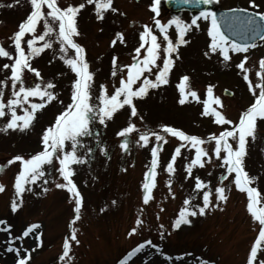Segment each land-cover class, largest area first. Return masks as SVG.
I'll return each mask as SVG.
<instances>
[{
	"label": "rangeland",
	"instance_id": "374dc122",
	"mask_svg": "<svg viewBox=\"0 0 264 264\" xmlns=\"http://www.w3.org/2000/svg\"><path fill=\"white\" fill-rule=\"evenodd\" d=\"M56 2L62 8L85 3L75 18L78 35H74L73 40L84 49L88 70L92 73L90 102L97 105L101 85L106 95L110 96L115 87L119 86L121 77L127 79V68L122 66L132 63V57L137 55L135 48L140 46L139 32L146 24L161 44L157 62L162 65L166 41L152 20L154 15L164 23L172 15L179 14L190 23L191 15L195 14L184 11L168 13L164 0H159L158 13L155 14L150 10L151 0H111L110 7L102 10V18L98 20L95 5L87 4L86 0ZM255 3L260 5L255 11H264V0H255ZM213 6L253 10L248 0H215ZM111 8L117 11L113 12ZM47 10L46 5L42 7L43 12ZM30 11L29 0H0V47L5 48L12 58L0 57V80L5 81L0 86L3 88L0 102L5 104L14 86L10 79L11 69H5L3 65L13 62L15 45L11 38ZM43 23L41 19L37 22L36 32L25 33L21 38V47L25 52L27 39L42 32ZM198 25L192 26L185 33L187 43L178 46L175 53L169 54L173 64L169 69L168 82L155 89H148L142 98H133L137 115L132 116L130 107L123 105L113 112L111 118H106L105 123L101 124L98 119L92 121L90 135L81 138L82 146L77 149V153L84 157L85 162L70 165L74 169L70 179L81 195L79 219L76 221H72L75 215L74 199H70L66 189L55 187L56 183H64L56 171L58 164L54 162L55 166H45L44 177L26 186L29 190L16 198L13 185L20 161L7 163L13 156L27 159L41 150L43 130L53 125L56 116L71 102V83L76 79V74L71 72L70 66L64 63L61 56L67 58L74 56L75 52L67 48L61 53L55 36H46L52 47L43 49L28 61L29 67L39 72V77L24 69L23 81L25 86L51 83L57 98L34 113L33 121L27 129L0 131V185L4 186L0 191V220L5 221L0 224V264H14L17 250L21 255H29L26 264H61L59 256L66 237L69 238V255L72 259L66 258L65 264H119L122 259L125 264H200L201 261L205 264H245L259 225L247 212V195L235 187L234 173H228L221 179L226 171L219 167L223 152L215 154L212 151L215 141L208 137L209 134L219 136L225 129H231L238 122L240 114L254 102L259 90L254 87L252 92L249 91L248 82L243 79V70L238 69L236 64L245 55L248 57L245 67L249 70V81L255 86L259 82L256 76L259 60L264 58V41L244 53L230 52L229 61L224 62L218 52L204 55L211 38L207 37V22L199 19ZM116 32H120L122 38L116 37ZM166 34L175 41L174 25L166 30ZM43 43L36 41L35 46ZM144 51L146 44L141 49V56ZM113 57L116 58L115 65ZM137 58L140 59L139 56ZM114 71L116 75H113ZM144 74H148L149 79L155 78L154 72ZM142 76L133 84L134 89L142 82ZM183 76L188 77L184 87L187 98L181 104L178 85ZM208 86L212 87L211 96L207 94ZM223 90L230 91L232 95H224ZM191 91L196 92L198 99L191 97ZM215 98H219L220 104L215 103ZM41 99L29 97V102L40 103ZM205 99L209 100L210 108L220 112L233 124L215 123L213 113H205ZM24 107L28 108L29 103L26 102ZM5 113V117H0V127L10 118L6 108ZM17 114H22L19 108ZM129 122L135 125V130L125 136H117L116 133ZM161 125L177 128L206 141L201 146L207 155L201 157L202 165L192 167L190 175L185 165L190 163L195 149L187 145L181 148V154L173 162L174 172L169 174L165 171L172 152L183 143L177 137L162 133L164 141H156L150 136L148 144L138 142L140 132H162ZM254 133V139L246 138V154L242 158V166L249 176L256 177L250 186L256 187L264 196V118H257ZM122 140L126 142L124 149L120 147ZM229 143L235 147L231 138ZM152 144H159L160 147L156 175L151 178L154 187L145 204L141 185L144 173L150 166ZM101 147L104 148L103 153ZM67 148L69 144L66 142ZM196 177L207 181L205 189L194 190ZM169 179L171 184L167 182ZM217 185L225 189L226 199L223 201L215 199ZM205 190L210 192V205L215 207L210 206L203 215H189L190 223L172 229L171 223L184 206V198L194 197L190 204L195 209V206L202 205V193ZM14 198L19 207L12 212L10 203ZM138 217L142 222L140 225L135 223ZM70 221L76 229L79 243L71 240L72 233L68 226ZM30 224L37 227L24 236V229ZM132 228L137 230L131 232ZM37 233L40 237L39 247ZM18 236L20 239H16ZM145 240L150 243L144 244ZM9 245L12 251L8 250ZM137 245L143 247L132 253ZM260 259H264V253H258L254 264H259Z\"/></svg>",
	"mask_w": 264,
	"mask_h": 264
},
{
	"label": "snow or ice",
	"instance_id": "6c2138e0",
	"mask_svg": "<svg viewBox=\"0 0 264 264\" xmlns=\"http://www.w3.org/2000/svg\"><path fill=\"white\" fill-rule=\"evenodd\" d=\"M15 2V0H13ZM31 11L26 16V19L19 23L18 30L14 32L11 40L15 45V57L11 64H5L3 67L5 69H11V84L14 89L10 93V97L7 99L6 104L0 102V117H5V108L7 113L10 114V118L6 119V123L0 127V131H6L8 129H27L34 118V113L41 109L44 104L49 101L56 99L54 93V86L51 83H36L34 86H25L23 81V70L28 69L30 72L36 73L39 77V72L35 68H30L28 61L34 56H37L45 48L52 47L51 41L46 40V36H55V39L59 42V48L61 53H64L67 48L74 50V56H61L64 63L69 65L71 72L76 74V79L71 83V102L68 103L67 107L60 112L56 118L55 123L43 130L41 144L42 149L35 152L27 159L22 156H13L7 161L11 164L13 161H20V168L15 176V183L13 185L15 190V197L18 198L20 195L29 190V187L34 184L38 179L44 177L45 166L58 164L56 171L59 176L63 178L64 183H56L55 187L66 189L69 193L70 199H74V209L75 215L72 217V221L79 219V210L81 208V195L77 190L76 185L70 179L73 175L74 169L70 165L84 163V157L78 155L77 149L82 146V137L90 135L91 128L90 124L92 121L98 119L101 124L105 123L106 118H111L113 112L121 108L123 105H128L131 109V115H137V109L133 105V98H142L148 91V89H155L160 85H164L168 82L169 69L172 67L173 61L170 57V53H175L177 47L187 43L184 38L185 33L188 32L192 26L199 27L198 20L203 19L207 22V37L211 38L210 42L207 44V49L204 55L209 53H217L219 57L223 58L224 62L229 61V53H244L250 46L248 43H238L234 39H230L221 30V25L216 13L212 11L211 8H204L203 10H198L197 13L191 15L190 23L186 22L181 15H172L167 22L162 23L155 15L152 20L155 23L157 29H159L160 34L163 36L166 44L163 47V63L162 65L157 62V57L159 55L158 49L161 48V44L157 42V37L153 35L150 30L149 25H144L143 30L139 32L140 46L135 48L136 56L132 57V63L123 65L122 67L127 68V79L125 80L123 76L120 79L119 86L115 87L112 94L106 95L105 88L103 85L100 86L99 96L97 97L99 103L93 104L90 102L91 93V77L92 73L88 70V63L84 58L83 47L74 42L73 36L78 35L75 18L80 9L85 7V3H78L76 6L59 7L57 6L56 0H29ZM215 0H179V3L184 5H212ZM86 3L95 5L96 18L100 20L103 15L102 10H106L110 7L111 0H86ZM159 0H151L150 10L155 14L158 13ZM248 4L253 10L258 9L260 5L255 3V0H248ZM47 6V12L42 11L43 6ZM11 7V5H8ZM111 11L116 12L115 8H111ZM232 15L226 18L227 22L230 24H238L245 27L247 30L256 34V29L264 27V11H249V9H231L229 10ZM245 13V15H239V13ZM50 18V19H49ZM41 19L44 20L43 31L39 34L32 35L30 39H27V52L21 47V38L25 36V33H34L37 31V22ZM175 27V41L173 42L169 36L166 34V30L170 26ZM116 37H121L120 32L115 33ZM264 41V34L259 37ZM36 41H44L43 44L35 46ZM115 42V41H113ZM146 51L143 52L141 56V49L145 48ZM140 57L138 59L137 57ZM0 57H9V52L5 48L0 47ZM248 57L245 55L243 59L236 64L238 69L243 70V79L248 82L249 91L252 92L255 87L258 89V94L255 95L254 102L251 103L248 108L243 111L237 123L233 125L231 129H225L219 136H214L209 134L208 139L215 141V148L212 150L215 154L220 155L223 152L222 162L219 167L226 169L225 173L222 175L223 179L228 173H235L234 184L235 187L246 193L247 195V212L251 215V219L257 222L259 225L258 234L255 240L250 246V250L246 257L245 264H254V260L258 259V253H264V196L254 186L250 184L256 180V177L249 176L243 166L242 158L246 154V138H255L254 129L256 126L257 118H264V58L259 60V70L256 71V76L259 82L253 86L249 81L248 69L245 67V61ZM116 64V58L113 57V65ZM154 72V79H149L148 74ZM142 74H144L142 76ZM113 75H116L115 71ZM142 76V82L135 89L133 84L137 80H140ZM188 80L187 76L180 78V83L178 87L180 88V98L179 103L183 104L186 100V94L184 92L185 81ZM5 81L0 80V86L4 85ZM18 86V87H17ZM0 94H3V88H0ZM207 94L211 96L212 87L208 86ZM190 95L193 99H198L195 91H191ZM29 97H39L42 98L40 103L29 102ZM122 97V99H121ZM28 102L29 107L25 108L24 104ZM215 103L220 104L219 98H215ZM210 102L208 99L203 101V107L205 113L211 111L215 116V123L217 124H233L232 121L226 120V118L221 115L220 112L216 111L214 108H210ZM17 108L20 109L22 114H17ZM30 109V110H29ZM162 132H152L149 130H144L140 132L138 142H143V144L149 143V137L152 136L156 141H164L165 137L162 133L171 134L177 137L183 143L179 144L171 154V159L168 160L165 171L169 174L174 172L173 162L176 157L181 154V148L185 145L189 148H194L195 153L192 155L190 163H186L185 170L191 174L192 167L195 165H202L201 157L206 156L207 152L205 148L201 145L205 144L206 141L202 140L196 135H188L185 132L168 126H160ZM135 130V125L129 122L126 127L120 129L116 135L125 136L132 133ZM229 138L235 143H229ZM66 142L69 144V148L66 149ZM121 149L126 147V142L121 141ZM159 144L151 145V162L148 170L144 173V182L141 185L143 190V202L148 203L150 199V192L154 187V181L151 179L156 175V167L158 164V150ZM91 151V149H89ZM100 151L103 153L104 148L101 147ZM55 166V165H54ZM187 178V177H185ZM171 184V179L167 181ZM207 181H202L199 177L195 178L194 190L199 191L205 189ZM3 185H0V191L3 190ZM224 187L217 185L215 187V199L218 201H223L226 199L224 195ZM210 192L205 190L202 193V205H197L194 207L190 204V201L194 199L192 196H188L183 200V207L179 209V214L171 223L172 229H177L181 224H188L190 220L188 216H196L197 213L203 215L207 208L215 207V205H210ZM19 204L14 198L10 203V209L15 212ZM103 210V209H101ZM72 221L69 222V229L71 230V240L79 243L76 239V229L72 225ZM5 223V221L0 220V224ZM137 225L142 222L138 217L135 221ZM37 225L30 224L24 229L23 235L27 236L29 231L36 228ZM162 227V226H161ZM137 229L132 228L131 232H135ZM6 231V229H5ZM131 234V233H130ZM20 239V237H16ZM37 247H39V233L36 234ZM11 240V237L9 238ZM150 241L145 240L144 244H148ZM143 245H137L136 248L132 249V253L137 252ZM62 253L59 256L61 264H65L67 260H71L72 257L69 255L70 242L69 238H65L62 244ZM12 251L11 245L8 248ZM159 251V249H157ZM131 255V253L129 254ZM29 261V255H21L17 250V258L14 264H26ZM119 264H125L122 259ZM200 264H205L201 261ZM259 264H264V259L259 260Z\"/></svg>",
	"mask_w": 264,
	"mask_h": 264
},
{
	"label": "water",
	"instance_id": "95a60500",
	"mask_svg": "<svg viewBox=\"0 0 264 264\" xmlns=\"http://www.w3.org/2000/svg\"><path fill=\"white\" fill-rule=\"evenodd\" d=\"M165 4L168 8L172 10H178L182 8H186L189 10H203L204 8H211L210 5H184L182 3H179V0H166ZM231 10V9H230ZM218 18H221L219 20L221 25V30L230 37V39L236 40L238 43H248L249 45L255 43L257 40H259L260 35L264 34V27L257 28L256 34L254 35L252 31L247 30L245 27H242L238 24H230L227 22L226 18L232 13L229 10H215L214 11ZM239 15H245V13L241 12ZM228 93V92H225ZM230 94V93H228Z\"/></svg>",
	"mask_w": 264,
	"mask_h": 264
},
{
	"label": "bare ground",
	"instance_id": "6f19581e",
	"mask_svg": "<svg viewBox=\"0 0 264 264\" xmlns=\"http://www.w3.org/2000/svg\"><path fill=\"white\" fill-rule=\"evenodd\" d=\"M7 258H9V256H6Z\"/></svg>",
	"mask_w": 264,
	"mask_h": 264
}]
</instances>
